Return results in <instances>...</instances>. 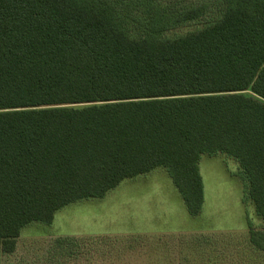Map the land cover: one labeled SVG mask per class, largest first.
<instances>
[{
	"label": "trees",
	"instance_id": "obj_1",
	"mask_svg": "<svg viewBox=\"0 0 264 264\" xmlns=\"http://www.w3.org/2000/svg\"><path fill=\"white\" fill-rule=\"evenodd\" d=\"M217 154L264 222V0H0L3 253L160 168L197 216L200 161ZM249 240L264 254V230Z\"/></svg>",
	"mask_w": 264,
	"mask_h": 264
},
{
	"label": "rangeland",
	"instance_id": "obj_2",
	"mask_svg": "<svg viewBox=\"0 0 264 264\" xmlns=\"http://www.w3.org/2000/svg\"><path fill=\"white\" fill-rule=\"evenodd\" d=\"M209 23L207 16L171 36ZM200 173L204 203L197 216L160 168L123 181L103 198L64 207L50 225L26 226L15 253L0 249V264H264L249 240L264 222L246 199L238 161L203 155Z\"/></svg>",
	"mask_w": 264,
	"mask_h": 264
}]
</instances>
